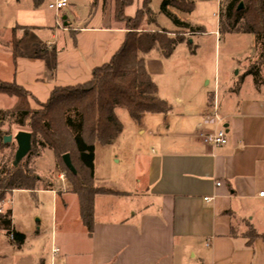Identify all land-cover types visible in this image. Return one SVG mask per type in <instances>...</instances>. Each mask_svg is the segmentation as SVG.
<instances>
[{
    "label": "crops",
    "instance_id": "1",
    "mask_svg": "<svg viewBox=\"0 0 264 264\" xmlns=\"http://www.w3.org/2000/svg\"><path fill=\"white\" fill-rule=\"evenodd\" d=\"M8 1L11 12L0 13V25L7 22L0 29L8 31L9 38L17 29L25 31L23 38L38 30L49 33L51 43L34 45L24 53L19 39L13 63L9 38L5 39L0 53L5 54L7 74L0 82L14 84L39 104H45L54 89L87 83L91 72L107 65L124 43L125 31L107 19L102 27L86 26L97 11L84 16L83 10V17L74 20L75 29L56 21L51 29L33 0L34 8L21 7L27 0ZM74 11L68 4L54 17H73ZM136 11L128 8L124 16L131 19ZM58 31L70 43L63 37L59 46L53 44ZM240 79L235 93L228 90L221 96L215 84L204 81L201 91L212 90L200 107H183L182 98L176 99L165 117L148 119L152 132L147 135L140 129L148 117L144 116L136 136L151 151L149 158L141 150L132 151L136 165L132 177L137 170L143 174L141 180L120 188L131 196L96 197L90 236L77 218L75 195L61 196L63 209L59 220L55 214L48 264H264V198L258 197L264 194V86L255 88L249 77ZM214 93L223 120L219 127L203 123ZM219 129L225 131L227 145L217 150L203 146L200 137ZM249 230L258 238L249 239ZM52 246L59 251L56 256ZM35 264L45 262L37 256Z\"/></svg>",
    "mask_w": 264,
    "mask_h": 264
},
{
    "label": "rangeland",
    "instance_id": "2",
    "mask_svg": "<svg viewBox=\"0 0 264 264\" xmlns=\"http://www.w3.org/2000/svg\"><path fill=\"white\" fill-rule=\"evenodd\" d=\"M53 1L44 0L42 5L39 1L37 4L34 2L35 6L37 5L35 9L40 7L38 11L44 12L51 29L54 28L55 21L60 25L61 22L65 24L68 22L70 27L75 29L74 20L78 22L83 17L84 10L86 12L84 16L87 12L95 14V11H97L95 19H89L86 22L88 28L102 27L106 24L107 19L108 23L118 25L125 32H127L126 30L131 32V24L128 25L127 22L129 18L124 15L122 17L115 15L113 0H95L94 8L91 7L93 0H66L69 6L75 8V11L73 17L65 15L63 19H56L54 17L55 13L48 10V5H51ZM144 1L134 2L133 0V4L129 8L130 10L136 11L138 9L137 11H141L139 15L141 24L136 29L137 31L132 32L133 34L154 33L159 35L162 32L170 39H176L181 35L184 37V42L174 48L168 59H163L156 51L143 58L152 82L158 89V98L167 103L170 108L174 107V101L178 98H182L183 103H185L183 107L189 105L192 108H198L204 103L205 93H210L212 90L209 87L206 92L201 91L204 87V81L211 85L215 84L219 96L228 90H230V93H235L234 85L237 84L238 78L244 77L250 60L254 58V44L252 37L229 34L224 30L220 32L219 26L222 20L219 16L218 0L195 2L191 14H182L173 9H168V12L180 22L197 28L199 34L195 36L179 31L165 17L161 9L165 0H150L147 7L151 17L145 16L146 10L142 8ZM34 4L32 0H27L21 4V7L34 8ZM10 12L11 4H9V1L0 0V13L8 15ZM92 14H89V16L93 17ZM135 14L131 19L134 18ZM6 23V21H3L0 28L5 29ZM1 29L0 47L9 38L8 33H5L8 31ZM13 32V37L10 36L7 43L8 51L11 50L14 44L13 41L19 39L21 51L24 53L31 51L34 45L42 46L45 42L51 43L49 33L30 30L28 37L23 38L25 31L17 29ZM63 37L65 41H70L67 35H62L58 31L53 44L56 43L59 46L64 39ZM5 65V54L2 52L0 53L1 79H4L7 74ZM261 78L264 80V68L261 71ZM0 84L4 86L11 85L10 82H0ZM28 103L32 110H37L34 102L29 101ZM15 104V99L0 95L1 112L11 110ZM115 116L122 127L121 136L112 146L108 148L96 146L93 152V187L101 194L96 197L121 198L131 196L120 188H127L131 183L137 182L134 180H141L143 174L142 171L139 173L137 170L136 176L132 177L136 169L132 151L141 150L146 158L150 157L151 147L147 143L143 144V140L136 136V128H139V125L134 124L123 110L115 111ZM161 118L163 117L148 116L144 120L145 123L140 124V129L147 135L152 132L146 124L147 121H157ZM18 131L15 127L8 125L1 129L2 133H8L12 139ZM7 146L11 148L4 150L0 159H6L13 149L16 151L13 140ZM54 162L53 155L48 151L39 152L38 158L33 157L27 162V167L35 177L49 181L52 184L53 195L37 194L36 192L32 194L29 192H8L4 202L0 204L1 214L11 213L12 230L23 234L25 237L24 247L18 251L11 246L6 233L0 231V264H35L37 256H40L45 264H48L55 214L57 220H59L60 211L63 209L60 197L66 199L65 195L72 193L66 177L64 182L58 181V176L64 174L55 169ZM137 185L134 183L135 187ZM140 192H143V188ZM67 212H70V207L67 208Z\"/></svg>",
    "mask_w": 264,
    "mask_h": 264
},
{
    "label": "trees",
    "instance_id": "3",
    "mask_svg": "<svg viewBox=\"0 0 264 264\" xmlns=\"http://www.w3.org/2000/svg\"><path fill=\"white\" fill-rule=\"evenodd\" d=\"M33 1L37 4L38 0ZM113 1L117 17H122L124 11L133 4V0ZM207 1L210 0H165L161 9L179 31L195 36L199 30L177 20L168 9L191 14L195 2ZM149 2L145 0L142 7L146 10V17H151L147 7ZM91 7H95V0ZM218 8L222 20L220 32L224 30L229 34L252 37L255 55L243 78L249 77L255 88L263 87L264 0H218ZM140 13L137 11L133 19H128L131 32L126 30L124 43L118 53L107 65L94 69L87 83L73 88L54 89L45 104L33 101L29 94L14 84H0V95L16 101L11 110L0 111V156H3L4 150L11 148L3 145V139L9 137L8 133L1 132L5 125L15 127L19 133H27L31 137L30 152L16 169L11 166L14 149L6 159H0V204L8 192L32 194L40 190L51 191L52 184L35 177L27 167L31 158H38L39 152L48 151L54 157L55 169L65 175L72 194L77 198L78 219L83 229L88 236L92 234L93 200L101 195L93 187V152L96 146H112L121 136L122 127L115 111H125L137 125L144 116L165 117L169 113V106L157 96V88L147 73L143 58L156 51L163 59H168L174 48L184 42V37L181 35L170 39L162 32L159 35L133 34L141 24ZM17 42L13 41L10 50L13 63L16 60ZM29 101L34 102L37 110L29 107ZM64 156L69 157L75 176L64 168L61 161ZM0 231L5 232L7 237L12 236L11 246L21 250L25 237L12 230L10 212L0 214ZM248 238L252 240L258 237L249 230ZM261 239L264 243V238Z\"/></svg>",
    "mask_w": 264,
    "mask_h": 264
},
{
    "label": "built area",
    "instance_id": "4",
    "mask_svg": "<svg viewBox=\"0 0 264 264\" xmlns=\"http://www.w3.org/2000/svg\"><path fill=\"white\" fill-rule=\"evenodd\" d=\"M68 7V3L66 0H56L53 4L48 6L49 11H53L54 13H58L62 10H65ZM208 115L203 118V123L206 126H221L222 124V119L218 115V105H217V99L216 95L214 93L211 105L208 107ZM201 143L203 146L206 148L212 149V150H217L220 148H223L227 145V139H226V134L223 129L215 130L212 132H208L200 137ZM65 176L64 175H59L58 176V181L64 182ZM216 188H219L220 185L217 184L215 185ZM259 198L263 199L264 194L261 193L258 195ZM211 200L204 199L205 203H208ZM1 214V212H0ZM9 241H12V236H9ZM59 253L58 249L56 246L51 247V254L53 256H56Z\"/></svg>",
    "mask_w": 264,
    "mask_h": 264
},
{
    "label": "water",
    "instance_id": "5",
    "mask_svg": "<svg viewBox=\"0 0 264 264\" xmlns=\"http://www.w3.org/2000/svg\"><path fill=\"white\" fill-rule=\"evenodd\" d=\"M241 6L239 7V10ZM15 143L16 151L14 154V159L12 162V168L16 169L18 165L26 158L31 149V137L27 133H17V135L12 139L11 137H6L3 139V145H8L11 142ZM62 164L64 168L72 175L75 176V171L70 163L68 156H64L62 159Z\"/></svg>",
    "mask_w": 264,
    "mask_h": 264
}]
</instances>
